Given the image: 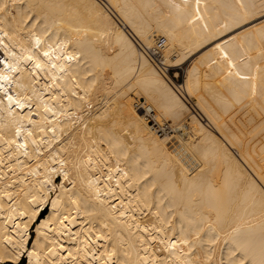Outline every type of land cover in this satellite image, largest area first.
I'll return each instance as SVG.
<instances>
[{
	"label": "bare ground",
	"instance_id": "1",
	"mask_svg": "<svg viewBox=\"0 0 264 264\" xmlns=\"http://www.w3.org/2000/svg\"><path fill=\"white\" fill-rule=\"evenodd\" d=\"M23 258L264 264V0H0V264Z\"/></svg>",
	"mask_w": 264,
	"mask_h": 264
},
{
	"label": "rangeland",
	"instance_id": "2",
	"mask_svg": "<svg viewBox=\"0 0 264 264\" xmlns=\"http://www.w3.org/2000/svg\"><path fill=\"white\" fill-rule=\"evenodd\" d=\"M162 52H163V50L161 49L160 55ZM187 66H188V62L186 64L180 66V67H175L173 69L170 68V78L172 80L174 79L173 81H175L176 84H181L183 82ZM175 72H178V75L175 76ZM191 106H193V105L191 104ZM169 122L171 123V121H169Z\"/></svg>",
	"mask_w": 264,
	"mask_h": 264
},
{
	"label": "built area",
	"instance_id": "3",
	"mask_svg": "<svg viewBox=\"0 0 264 264\" xmlns=\"http://www.w3.org/2000/svg\"><path fill=\"white\" fill-rule=\"evenodd\" d=\"M165 43V39L163 37L158 38L156 46L151 49L144 50L146 54L151 57L152 59L156 60V62H160V50ZM152 119V118H151ZM155 123V121L152 122V124ZM163 132V131H162Z\"/></svg>",
	"mask_w": 264,
	"mask_h": 264
},
{
	"label": "trees",
	"instance_id": "4",
	"mask_svg": "<svg viewBox=\"0 0 264 264\" xmlns=\"http://www.w3.org/2000/svg\"><path fill=\"white\" fill-rule=\"evenodd\" d=\"M23 263L25 264V259L24 258L22 259V263L21 264H23Z\"/></svg>",
	"mask_w": 264,
	"mask_h": 264
}]
</instances>
